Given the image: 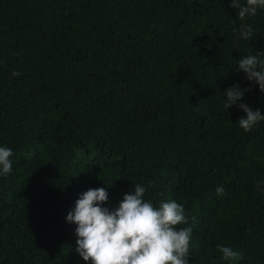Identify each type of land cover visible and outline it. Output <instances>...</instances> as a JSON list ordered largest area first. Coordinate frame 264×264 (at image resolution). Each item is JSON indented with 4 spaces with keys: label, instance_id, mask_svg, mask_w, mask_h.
<instances>
[{
    "label": "trees",
    "instance_id": "1",
    "mask_svg": "<svg viewBox=\"0 0 264 264\" xmlns=\"http://www.w3.org/2000/svg\"><path fill=\"white\" fill-rule=\"evenodd\" d=\"M228 5L0 0V145L13 150L0 264H90L65 221L78 195L105 187L111 210L149 182L146 199L184 205L189 264H229L217 244L239 251L232 264H264V121L245 132L243 111L221 103L236 83L264 114L235 66L264 52V10L244 21L255 35L234 41Z\"/></svg>",
    "mask_w": 264,
    "mask_h": 264
},
{
    "label": "clouds",
    "instance_id": "2",
    "mask_svg": "<svg viewBox=\"0 0 264 264\" xmlns=\"http://www.w3.org/2000/svg\"><path fill=\"white\" fill-rule=\"evenodd\" d=\"M228 6L236 9L241 21L232 29L234 41L248 42L255 35V28L244 21L264 10V0H229ZM235 66L243 72L249 85L255 84L264 93V52H247ZM248 90L234 83L222 91L221 101L227 110L236 106L243 111L244 115L237 121L245 132L264 121L259 108L253 110L243 101ZM12 155L10 147L0 145V176L12 171ZM152 186L150 182L147 185L134 183V191L125 192L111 210L105 206L109 198L105 187L88 188L78 195L65 221L75 224V251L83 261L90 264H189L192 225L184 205L176 199L156 203L146 199V190ZM223 191L222 187L216 188L217 195H222ZM216 248L221 260L229 264L240 259L239 251L229 245L217 244Z\"/></svg>",
    "mask_w": 264,
    "mask_h": 264
}]
</instances>
